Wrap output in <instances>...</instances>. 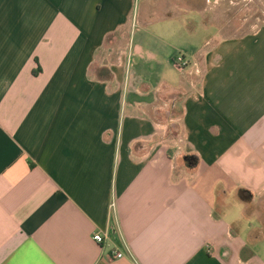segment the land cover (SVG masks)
Listing matches in <instances>:
<instances>
[{
	"label": "crops",
	"instance_id": "crops-1",
	"mask_svg": "<svg viewBox=\"0 0 264 264\" xmlns=\"http://www.w3.org/2000/svg\"><path fill=\"white\" fill-rule=\"evenodd\" d=\"M0 264H264V26L0 0Z\"/></svg>",
	"mask_w": 264,
	"mask_h": 264
},
{
	"label": "rangeland",
	"instance_id": "rangeland-1",
	"mask_svg": "<svg viewBox=\"0 0 264 264\" xmlns=\"http://www.w3.org/2000/svg\"><path fill=\"white\" fill-rule=\"evenodd\" d=\"M205 4L201 0L202 13L223 36H239L264 26V0H211Z\"/></svg>",
	"mask_w": 264,
	"mask_h": 264
},
{
	"label": "built area",
	"instance_id": "built-area-1",
	"mask_svg": "<svg viewBox=\"0 0 264 264\" xmlns=\"http://www.w3.org/2000/svg\"><path fill=\"white\" fill-rule=\"evenodd\" d=\"M173 65L174 67L178 70V71H184L189 63L188 61L182 56V55H178L176 56L174 59H173ZM92 240L94 242H96L97 244H103L104 241H105V238L103 235H101L100 233H96L92 236ZM129 253H130V250L128 249ZM131 254V253H130ZM115 256L117 258H122L124 255L120 252L116 253Z\"/></svg>",
	"mask_w": 264,
	"mask_h": 264
},
{
	"label": "trees",
	"instance_id": "trees-1",
	"mask_svg": "<svg viewBox=\"0 0 264 264\" xmlns=\"http://www.w3.org/2000/svg\"><path fill=\"white\" fill-rule=\"evenodd\" d=\"M185 159V158H184ZM197 159V158H196ZM195 159V161H191V160H186L185 161V163H188V165L190 166V167H195L196 165H197V163H198V159L196 160Z\"/></svg>",
	"mask_w": 264,
	"mask_h": 264
}]
</instances>
